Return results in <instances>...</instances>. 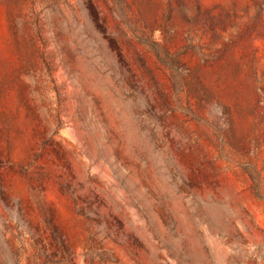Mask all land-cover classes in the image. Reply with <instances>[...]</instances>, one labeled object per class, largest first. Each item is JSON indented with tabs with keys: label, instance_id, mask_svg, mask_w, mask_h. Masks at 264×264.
Instances as JSON below:
<instances>
[{
	"label": "rangeland",
	"instance_id": "rangeland-1",
	"mask_svg": "<svg viewBox=\"0 0 264 264\" xmlns=\"http://www.w3.org/2000/svg\"><path fill=\"white\" fill-rule=\"evenodd\" d=\"M0 264H264V0H0Z\"/></svg>",
	"mask_w": 264,
	"mask_h": 264
}]
</instances>
